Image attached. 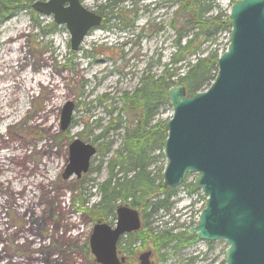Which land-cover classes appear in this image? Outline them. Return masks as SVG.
Here are the masks:
<instances>
[{
	"label": "rangeland",
	"instance_id": "rangeland-1",
	"mask_svg": "<svg viewBox=\"0 0 264 264\" xmlns=\"http://www.w3.org/2000/svg\"><path fill=\"white\" fill-rule=\"evenodd\" d=\"M10 1L0 0V29L10 25L20 35L22 48L16 52L22 50L27 58L35 60L48 57V69L57 68L61 72L62 90L66 95L58 97V108H50L47 112V117L54 120L53 131L33 123V117L42 112L44 103L52 100L48 87L36 88L37 98L26 97L27 115L4 127V135L0 138V222L7 229L0 232V264H100L89 246L93 225L99 220L113 225L117 205L128 201L117 198L112 203V211L105 215L96 213L95 204L100 200L99 184L108 177L111 162L126 155L125 139L131 140V134L129 137L127 134L132 113L124 109L120 95L139 86L142 77L160 75L163 64L169 62L175 50L176 29L182 23L176 13L180 0H120L115 4L107 0H80L85 8L100 13L104 19L101 25L87 32L77 50L70 46V33L64 23L58 24L52 14L40 13L32 7L37 0H19L15 5H21L9 10ZM195 1V8L211 4L203 17L221 14L229 19L230 7L236 0ZM230 29L229 24V28L204 41L202 35H198L192 41V45L198 48L197 55L206 49H215L220 54L227 47ZM195 31H189V36ZM189 58L193 61L194 55ZM45 69L41 67V70ZM30 75L33 72L29 67L21 71L15 76L18 85L26 82ZM208 82L200 90L205 89ZM66 102L73 104V110L68 126L62 129L60 116ZM171 115L170 102L163 103L152 117L151 124L159 123L164 129L162 125ZM74 138L93 144L96 153L91 157L86 173L64 178L62 173L69 164V144ZM18 142L22 144L20 148L29 153L28 160L23 162L13 155L12 144ZM35 142L41 149H35ZM50 149L54 151L51 155ZM43 150L47 151L44 155ZM145 151L149 159L147 169L154 183L160 176L162 184L167 161L163 149ZM135 170L131 164L121 166L116 163L112 182L121 183L125 173L130 177ZM46 176L48 180L42 184L40 179ZM196 178L197 175L189 174L173 188L168 198V210H160L144 219L142 209L135 207L142 226L147 224L158 230L175 225V231L193 226L205 203L199 189L191 190L190 185ZM8 186L16 190L14 196L7 190ZM57 189L62 193L60 200L56 196ZM27 196L32 197L31 203L26 201ZM162 196L157 194L150 200ZM23 198L25 203L19 206ZM31 214L35 220L43 221L34 230L40 233L37 240L45 238L44 244L39 241L33 245L32 238L27 239L21 236L25 232H19L36 226V221L30 219ZM55 221L61 222L59 228H54ZM73 224H76V235L70 228ZM67 229L73 233L68 239L65 238ZM138 232L123 235L121 243L127 245L132 234ZM140 246L139 240L131 244L137 249ZM226 247L220 239L204 241L197 238L180 250L166 247L157 251L152 239L142 241V251H152L151 264H221Z\"/></svg>",
	"mask_w": 264,
	"mask_h": 264
},
{
	"label": "water",
	"instance_id": "water-1",
	"mask_svg": "<svg viewBox=\"0 0 264 264\" xmlns=\"http://www.w3.org/2000/svg\"><path fill=\"white\" fill-rule=\"evenodd\" d=\"M32 7L66 25L73 50L102 22V15L80 0H37ZM229 23L228 45L217 58L210 85L191 95L180 83L166 91L172 115L162 125L167 159L162 188L172 189L187 174L198 173L195 187L206 201L188 234L224 240V264H264V0H236ZM72 110L66 102L62 129ZM95 152L94 145L74 138L63 177L87 172ZM115 212L113 226L99 220L92 228L89 246L100 264H121L119 237L141 226L138 211L128 204H119ZM150 253L140 254V264H151Z\"/></svg>",
	"mask_w": 264,
	"mask_h": 264
},
{
	"label": "trees",
	"instance_id": "trees-1",
	"mask_svg": "<svg viewBox=\"0 0 264 264\" xmlns=\"http://www.w3.org/2000/svg\"><path fill=\"white\" fill-rule=\"evenodd\" d=\"M18 1L11 0L9 10L19 7L21 4L15 5V2ZM107 1L115 4L120 0ZM188 1L180 0L176 13H178L182 23L180 28L176 29L175 50L171 53L169 62L163 64L161 74L142 77L139 86L120 95L125 105L124 109L132 113L130 116L132 118L131 127L127 134V137L131 134V140L129 138L128 140L125 139L126 155H121L122 158L111 162L108 177L99 184L100 200L95 204V207L98 208L96 213L99 215H105L107 212L112 211V203L117 198L128 199L124 203L132 207H140L144 219L154 215L157 211L168 210L170 205L168 198L174 190H164L160 176L155 184L147 169L149 159L145 149L148 151L154 148L162 150L166 138L165 130L161 128L159 123L151 124V119L161 104L169 102L166 91L170 86L180 83L184 86L186 93L191 95L199 91L205 82L209 81L207 86L211 83L216 75V62L219 53L215 49H206L197 55L198 48L192 45V41L198 35H202V41L210 39L218 31L229 28L228 17L223 18L220 16L221 14L202 16L209 11L211 4L207 3L195 8L196 1ZM193 29H196V31L190 37L188 32ZM184 38L186 39L182 42ZM192 55H194L193 61L189 58ZM168 65H171V69L168 68ZM116 163L121 166L124 163L135 166V173L130 177H126L125 173L119 184L112 182L113 177H115L113 167ZM127 171L126 169L125 172ZM190 187L192 191L195 190L194 183H191ZM157 194H163L162 198L151 201L150 198ZM141 200L143 201L140 202ZM176 227L171 225L155 230L156 228L145 224L139 230L140 233L132 234L126 249L131 251V244L134 241L152 239L157 251L166 247L180 250L192 243L193 240H197L194 235L188 234L186 230L175 231ZM160 255L163 256V254ZM223 263L224 261L221 262V264Z\"/></svg>",
	"mask_w": 264,
	"mask_h": 264
},
{
	"label": "bare ground",
	"instance_id": "bare-ground-1",
	"mask_svg": "<svg viewBox=\"0 0 264 264\" xmlns=\"http://www.w3.org/2000/svg\"><path fill=\"white\" fill-rule=\"evenodd\" d=\"M20 35L14 31V29L8 25L1 27L0 29V138L4 135V127L11 125L14 122H18L23 119L27 113L24 105V100L28 98H37L36 88L38 87H48L50 91V97L52 100L50 102L44 103L42 112L33 117V123L35 125H40L45 129L53 131L52 126L54 125V120L47 117V112L50 108H58L59 101L58 97L66 95V91L62 90L64 87L63 78L61 72L54 68L52 70L48 69L49 62L48 57L43 56L42 58L35 60L27 58L23 53L16 52V50L22 48V41L19 39ZM59 44L57 41L56 47L58 48ZM27 67L33 72V75H30L26 82L17 83V78L19 73L25 70ZM41 67L46 68L45 71L41 70ZM67 82V81H65ZM41 120V121H40ZM43 122V123H42ZM35 149L39 150L38 142H35ZM13 155L17 157L21 162L28 160V152L23 151L20 147L22 146L21 142L13 143ZM47 151L43 150L42 154H46ZM54 153L53 149H50L49 154ZM57 153V151L55 152ZM124 156V155H122ZM37 177V176H35ZM48 180V177H42L40 182L45 184ZM21 181V180H20ZM7 190L10 191L11 196H14L15 189L8 186ZM58 193L56 196L60 200V195H62L61 190L57 189ZM26 201L31 203L33 201L32 197L27 196ZM25 203L23 198L21 205ZM18 206V207H19ZM20 210V209H19ZM34 212V210H33ZM158 212V211H157ZM156 212V213H157ZM1 214V211H0ZM27 215V212L24 213ZM30 219L34 221L33 214H31ZM76 220V219H75ZM36 226H30L28 229L20 230L22 233L21 236L25 238H32L31 243L37 245V242L44 244L45 238L37 240L40 236V233L35 231V228H39V225L43 222L41 220H35ZM70 222L74 220L69 218ZM61 222L55 221L54 228H59ZM71 229H74V234L76 235V224L71 225ZM4 227V223L0 222V232ZM28 230V231H26ZM18 233V232H16ZM73 233L69 229L65 232V238L68 239L69 236H72ZM46 244V243H45Z\"/></svg>",
	"mask_w": 264,
	"mask_h": 264
},
{
	"label": "flooded vegetation",
	"instance_id": "flooded-vegetation-1",
	"mask_svg": "<svg viewBox=\"0 0 264 264\" xmlns=\"http://www.w3.org/2000/svg\"><path fill=\"white\" fill-rule=\"evenodd\" d=\"M62 175H63V173H62ZM122 237L123 236L119 237V239L116 243V255H117L118 261L121 264H140L139 256L142 253V241L139 240V243L141 246L138 247V249L131 247V249H134V250L127 251L126 245L121 243ZM151 255H152V251H151L150 256Z\"/></svg>",
	"mask_w": 264,
	"mask_h": 264
}]
</instances>
